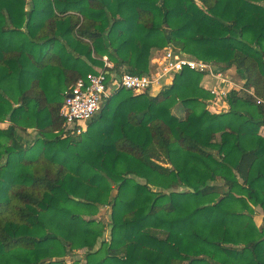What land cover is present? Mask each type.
Masks as SVG:
<instances>
[{
    "label": "trees",
    "instance_id": "1",
    "mask_svg": "<svg viewBox=\"0 0 264 264\" xmlns=\"http://www.w3.org/2000/svg\"><path fill=\"white\" fill-rule=\"evenodd\" d=\"M169 47L241 76L226 112L184 69L64 136L77 79L104 57L146 74ZM262 129L264 0H0V264H264Z\"/></svg>",
    "mask_w": 264,
    "mask_h": 264
},
{
    "label": "built area",
    "instance_id": "2",
    "mask_svg": "<svg viewBox=\"0 0 264 264\" xmlns=\"http://www.w3.org/2000/svg\"><path fill=\"white\" fill-rule=\"evenodd\" d=\"M164 50H166L165 53H162L160 57L156 54L152 58V68L146 74L132 75L125 71L118 74L113 65L104 57L103 68L88 74L85 78L77 79L64 93V100L59 109L64 136L84 134L89 122L99 114L104 103L114 92L123 89L134 95H151L156 88L170 85L175 75L184 69L203 74L213 82H219L215 90L205 89L212 98L214 96V100H218L221 96L226 98L228 93L233 91V88L225 91L231 81L229 76L223 74L217 66L191 58L171 47ZM241 90L242 87L235 91ZM206 109L211 111L207 105Z\"/></svg>",
    "mask_w": 264,
    "mask_h": 264
},
{
    "label": "rangeland",
    "instance_id": "3",
    "mask_svg": "<svg viewBox=\"0 0 264 264\" xmlns=\"http://www.w3.org/2000/svg\"><path fill=\"white\" fill-rule=\"evenodd\" d=\"M165 51L166 50H164V49L163 50H159V51H157L155 53V55L157 54L160 57V55L162 53H165ZM175 51H178V50H175ZM218 68L221 69V71H222L223 74L228 75L229 78H230V81H231L230 86L227 85L225 91H228L230 88L231 89L233 88V90H240L241 89V87L243 86L241 76H239L233 69H224L222 66H218ZM99 69H101V68H95V71H97ZM206 85L207 86H204V87H206L207 90L211 91V90H215L219 86V82L218 81H217V83L216 82H213V80H211L210 78H208L207 79V82H206ZM162 89L163 88H161V87L156 88L154 90V93L160 92ZM213 98H214V96H213ZM213 98H212V100H214ZM212 100L209 99L206 102V105L208 106V108L211 111L214 110L216 112H221V111L227 109V107L225 106V104H226L225 96H221L218 100H214V101H212ZM173 112H174V114L176 116H178L180 118L183 117V113H182L181 109L174 110ZM97 122L98 123H96V125H98L100 123V119H98ZM5 126H6L5 124L4 125H1L2 128L5 127ZM35 138H36V133L33 130H28V132L26 134H20V133H18V135H17V139L22 144L24 142H26V144H29L30 145L34 141ZM107 214H108V209H106L104 207V208H102L100 210V213L98 214L97 217L102 216L103 219L106 220L107 217H108ZM254 217H255L256 225L258 227H262L263 226V222H262L263 221V217H262V211L259 208L256 209V215ZM107 240H108V233H105L103 239L98 241V244L96 245V249H98L100 247L102 241H107ZM85 251L86 250H80V251L76 252V254H74L73 257H66L65 258V262L67 264H72L73 261H75V260L83 261Z\"/></svg>",
    "mask_w": 264,
    "mask_h": 264
},
{
    "label": "crops",
    "instance_id": "4",
    "mask_svg": "<svg viewBox=\"0 0 264 264\" xmlns=\"http://www.w3.org/2000/svg\"><path fill=\"white\" fill-rule=\"evenodd\" d=\"M156 52H157V51H156ZM156 52L153 53V55H152V57H151V59H150V69L152 68V58L155 56V53H156ZM105 58H106V57H105ZM207 79H208V78H205V77H204V78L202 79V81H201V84H200V85H201V87H202L203 89H206V87H204V86H207V85H206ZM242 83H244L243 80H242ZM158 93H159V92H156V93L153 92V93H152L151 95H149V96L154 97V96L157 95ZM225 106L227 107V109H226V110H223L222 112H226V111L228 110V105L225 104ZM211 112H213V113H217V112H214V111H211ZM96 116H97V115H96ZM96 116H95V117H96ZM262 131L264 132V129H262ZM17 140H18V139H17ZM18 141H19V140H18ZM19 142H20V141H19ZM20 143H21V142H20ZM21 144H22V143H21ZM22 145H28V144H26V142H24Z\"/></svg>",
    "mask_w": 264,
    "mask_h": 264
}]
</instances>
